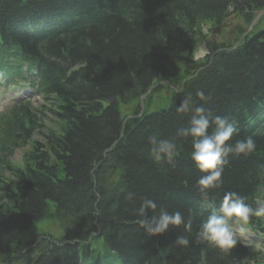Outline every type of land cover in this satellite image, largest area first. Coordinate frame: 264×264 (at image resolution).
Returning a JSON list of instances; mask_svg holds the SVG:
<instances>
[{
	"label": "trees",
	"instance_id": "1",
	"mask_svg": "<svg viewBox=\"0 0 264 264\" xmlns=\"http://www.w3.org/2000/svg\"><path fill=\"white\" fill-rule=\"evenodd\" d=\"M229 8L250 18L264 9V0H0V51L22 49L55 76L44 88L47 106L25 102L0 116L2 264L248 263L247 253L219 250L197 232L200 208L218 207L228 191L248 197L262 167L264 136L256 127L264 117V30L204 64L193 65L176 52L189 48L200 23L219 19ZM72 17L77 20L57 27L61 33L54 27L46 32L53 22ZM180 62L191 67V78L167 108L121 119L118 101L175 76ZM189 94L195 107L237 122L232 143L248 136L256 143L247 156L230 154L223 184L207 200L196 186L202 174L190 158L191 138L177 136L194 114L176 112ZM44 117L53 118L56 128L46 126ZM153 135L178 145L172 164L152 159ZM27 144L24 165H13L14 148ZM145 198L157 204L146 210L149 218L161 208L178 210L191 229L181 225L147 236L139 213ZM49 203L62 237L21 245V234L49 215ZM181 235L188 246L175 243Z\"/></svg>",
	"mask_w": 264,
	"mask_h": 264
},
{
	"label": "clouds",
	"instance_id": "2",
	"mask_svg": "<svg viewBox=\"0 0 264 264\" xmlns=\"http://www.w3.org/2000/svg\"><path fill=\"white\" fill-rule=\"evenodd\" d=\"M196 96L205 101L207 97L203 91ZM178 115L193 112L187 128L179 129L177 136L190 137L192 152L190 158L195 168L202 174L196 186L204 199L207 200L209 191L218 189L223 184L225 167L229 165V156H247L256 149V143L251 136L238 139L232 143L233 137L238 135L237 122L226 116L213 115L204 107H195L191 94L187 95L176 107ZM150 155L156 163L172 164L178 155V145L171 139H160L156 135L149 138ZM211 214L201 222L197 238L208 242L222 251H230L238 243V233L245 231L252 217H264V197H258L253 203H247L246 198L234 191L225 192L220 205L214 204ZM154 200L145 198L139 213L144 217L140 226L149 237H159L169 232L171 228L184 226L191 229V220L185 221L180 211L169 212L161 208L158 215L150 218L146 210H155ZM175 243L188 246L187 236H177Z\"/></svg>",
	"mask_w": 264,
	"mask_h": 264
},
{
	"label": "rangeland",
	"instance_id": "3",
	"mask_svg": "<svg viewBox=\"0 0 264 264\" xmlns=\"http://www.w3.org/2000/svg\"><path fill=\"white\" fill-rule=\"evenodd\" d=\"M224 22L225 24H223ZM219 25L217 24L214 25L213 23H204L202 25L204 31L203 33L199 32L198 35L199 42L196 44V46L194 45L193 48V52L195 53L196 58H200L201 55H203L207 45L210 48L216 47L217 45H222V44L227 45L231 43H236V45H241L243 43V40L237 39L238 38L237 33L240 32L242 34L243 32L244 38L252 35V32L258 31L264 26V18L257 23V26L254 30H251L252 26H250L251 25L250 23L247 24L244 23L243 20H241L240 18L233 17V14H230V16L226 20L222 21ZM216 27L218 30L215 31V34H213V30ZM203 34L204 36H202ZM177 39L180 41L179 37ZM182 78L183 75L180 74L174 78L163 80L162 81L163 83L159 85V89L157 91L155 90L152 91L151 89L147 95H144L143 100H140L138 98L137 100L136 99L132 100L127 105L121 104L119 107L121 114H123V116L129 115L134 111V108L138 106L143 107L148 111L165 108L169 104L171 96L175 94L174 92L178 91V89L180 88L178 82L180 83L182 81ZM32 101H33V106L37 108H40V106L43 104V101L40 98L34 97ZM43 123L46 126L56 128L53 118H44ZM33 139H37L38 141H41L38 135H34ZM30 146L31 144H29L24 148L15 149L12 155L9 157V160L13 164L20 165L22 167L24 165L25 153L30 149ZM3 174L8 177L10 176L8 172H4ZM42 222L37 223V226L34 227V233L42 232L44 234H51L53 236H56L59 233L57 224L55 222L53 221H45L43 223ZM29 240H30L29 232L24 233L21 238V241L25 243ZM2 257L3 255L0 254V260Z\"/></svg>",
	"mask_w": 264,
	"mask_h": 264
}]
</instances>
